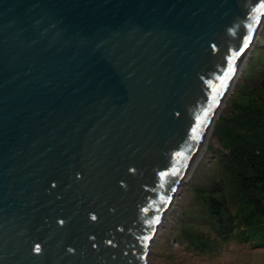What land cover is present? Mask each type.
Here are the masks:
<instances>
[{
    "label": "water",
    "instance_id": "water-1",
    "mask_svg": "<svg viewBox=\"0 0 264 264\" xmlns=\"http://www.w3.org/2000/svg\"><path fill=\"white\" fill-rule=\"evenodd\" d=\"M263 11L0 0V264H145Z\"/></svg>",
    "mask_w": 264,
    "mask_h": 264
},
{
    "label": "rangeland",
    "instance_id": "rangeland-1",
    "mask_svg": "<svg viewBox=\"0 0 264 264\" xmlns=\"http://www.w3.org/2000/svg\"><path fill=\"white\" fill-rule=\"evenodd\" d=\"M263 34L264 15L212 118L197 160L176 187L171 206L153 234L145 264H264V198L236 181L231 153L220 139L223 130L239 134L240 110L249 114L251 124L264 128V42L259 45ZM221 179L225 192L215 197L223 201L226 220L222 226L209 227L201 220L203 206L194 191ZM255 197L261 206L253 204Z\"/></svg>",
    "mask_w": 264,
    "mask_h": 264
},
{
    "label": "trees",
    "instance_id": "trees-1",
    "mask_svg": "<svg viewBox=\"0 0 264 264\" xmlns=\"http://www.w3.org/2000/svg\"><path fill=\"white\" fill-rule=\"evenodd\" d=\"M263 42L264 34L259 45H262ZM242 111L240 110L238 112L240 115L236 117L237 120L239 116L243 118V121L238 120L240 123L239 134L223 130L220 139L231 153V169L236 171V181L241 183L242 188H253L264 198V128L261 127V124H251L249 114ZM246 125L247 127H245ZM216 160L219 163V159ZM231 177L232 175L229 180H232ZM224 183L223 179L212 181L208 187H198L194 191V197L201 198L199 205L203 206L202 216L204 217L203 219L200 217V219L207 221L206 225L209 227H219L225 224L226 217L223 211L225 206L221 199L215 197V194L225 192ZM233 187L234 189L238 188L237 185ZM254 201L253 204L261 206L262 203H259L258 197H255ZM244 206L247 207V204Z\"/></svg>",
    "mask_w": 264,
    "mask_h": 264
},
{
    "label": "bare ground",
    "instance_id": "bare-ground-1",
    "mask_svg": "<svg viewBox=\"0 0 264 264\" xmlns=\"http://www.w3.org/2000/svg\"><path fill=\"white\" fill-rule=\"evenodd\" d=\"M263 15H264V11H263V13L261 14V16H260V18H259V23H258V26H257V28H256V31H255V33H254L252 39H251V42L249 43V46H247L246 50L249 49L250 45L252 44V41H253V39H254V36L256 35L257 29H258V27H259V25H260V22H261V19H262ZM246 50H245V52H246ZM245 52H244L243 56L240 58L239 63L237 64V67H236V69H235V71H234V73H233V76H232V78H231V81H230L229 87H230V85H231V83H232V80L234 79V77H235V75H236V73H237V71H238V69H239V67H240V65H241V62H242L243 58L245 57ZM221 103H222V102H221ZM221 103H219V105L217 106V108H216V110H215V113H216V111L218 110V108H219V106L221 105ZM213 117H214V116H213ZM211 123H212V121L209 123V125H208V127H207V130H206L205 135H204V137H203V140H202V142H201V144H200V147H199V149H198L196 155L194 156L193 160L191 161L190 165L188 166V169H187V171H186V173H185V176L188 175V173H189L190 169L192 168V166H193L195 160H197L200 151L202 150L201 148H202V146H203V144H204V142H205V139H206L207 133L209 132V128H210V126H211ZM184 178H185V177H184ZM174 194H175V193H174ZM171 203H172V202L169 203L168 207L164 210V212H163V214H162L160 220H159L158 223L156 224V226H155V228H154V234H155L156 231H157V226L159 225V223L161 222L162 218L164 217V215H165V214L167 213V211L169 210V208H170V206H171ZM154 237H155V236H154ZM154 237H153V238H154Z\"/></svg>",
    "mask_w": 264,
    "mask_h": 264
},
{
    "label": "snow or ice",
    "instance_id": "snow-or-ice-1",
    "mask_svg": "<svg viewBox=\"0 0 264 264\" xmlns=\"http://www.w3.org/2000/svg\"><path fill=\"white\" fill-rule=\"evenodd\" d=\"M249 39H250V37H249ZM247 46V44H245V47ZM93 219H95V217H93ZM40 249H39V247H37L36 248V251L38 252Z\"/></svg>",
    "mask_w": 264,
    "mask_h": 264
}]
</instances>
